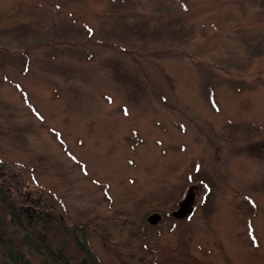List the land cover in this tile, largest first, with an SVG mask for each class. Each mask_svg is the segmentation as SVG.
I'll return each instance as SVG.
<instances>
[{"label":"rangeland","instance_id":"obj_1","mask_svg":"<svg viewBox=\"0 0 264 264\" xmlns=\"http://www.w3.org/2000/svg\"><path fill=\"white\" fill-rule=\"evenodd\" d=\"M116 1L0 0V162L108 264H264V0Z\"/></svg>","mask_w":264,"mask_h":264},{"label":"trees","instance_id":"obj_2","mask_svg":"<svg viewBox=\"0 0 264 264\" xmlns=\"http://www.w3.org/2000/svg\"><path fill=\"white\" fill-rule=\"evenodd\" d=\"M78 25L75 22L64 23L62 29L82 32ZM32 30V24L23 22L5 31L26 33ZM161 53L190 56L171 50ZM28 184L26 177L14 165L0 162V247L6 261L10 264H32L24 249L28 245L46 255L43 264H48L50 260L57 264H108L89 244V224L71 221L64 211L53 204L43 187L30 189ZM251 212L247 214L248 221ZM16 229L23 230L22 237L16 234Z\"/></svg>","mask_w":264,"mask_h":264},{"label":"water","instance_id":"obj_3","mask_svg":"<svg viewBox=\"0 0 264 264\" xmlns=\"http://www.w3.org/2000/svg\"><path fill=\"white\" fill-rule=\"evenodd\" d=\"M194 200V191L192 188H189L185 197L180 201L178 208L172 211V215L176 218H184L190 206ZM162 215L159 212H154L148 217V221L152 224H156L160 221Z\"/></svg>","mask_w":264,"mask_h":264},{"label":"flooded vegetation","instance_id":"obj_4","mask_svg":"<svg viewBox=\"0 0 264 264\" xmlns=\"http://www.w3.org/2000/svg\"><path fill=\"white\" fill-rule=\"evenodd\" d=\"M175 209V208H174ZM162 213V212H161Z\"/></svg>","mask_w":264,"mask_h":264}]
</instances>
